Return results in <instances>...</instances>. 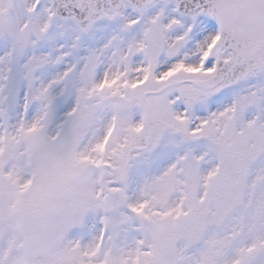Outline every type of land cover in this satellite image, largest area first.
I'll use <instances>...</instances> for the list:
<instances>
[{
  "label": "snow or ice",
  "instance_id": "6c2138e0",
  "mask_svg": "<svg viewBox=\"0 0 264 264\" xmlns=\"http://www.w3.org/2000/svg\"><path fill=\"white\" fill-rule=\"evenodd\" d=\"M0 264H264V0H0Z\"/></svg>",
  "mask_w": 264,
  "mask_h": 264
}]
</instances>
